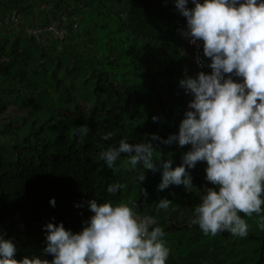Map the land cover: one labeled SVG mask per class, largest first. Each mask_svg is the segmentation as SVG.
I'll return each mask as SVG.
<instances>
[{"label": "trees", "instance_id": "1", "mask_svg": "<svg viewBox=\"0 0 264 264\" xmlns=\"http://www.w3.org/2000/svg\"><path fill=\"white\" fill-rule=\"evenodd\" d=\"M53 2H34L47 6L49 14L35 25L64 15L69 23L64 41L42 38L35 43L24 34L33 25L19 22L0 31V231L16 245L15 258L51 261L52 256L42 255L45 225L63 223L79 233L93 215L87 207L92 199L124 202L140 216L153 217L163 230L166 225L175 229L180 219L195 220L196 206L213 187L205 179L204 162L188 170L192 189L173 185L160 191L161 171L120 165V158L109 168L99 158L121 139L129 143L133 131L156 115L171 124V134L178 132L187 111L178 96L185 94L179 82L199 70L181 39L185 18L174 0ZM26 7L11 12L19 14ZM167 89L174 91L171 104ZM85 125L89 131L81 136L78 129ZM108 132L113 135L105 141L102 136ZM189 150V145L174 142L156 161L170 159L175 168ZM143 173L146 179L140 184ZM117 183L125 187L108 193L107 187ZM162 198L172 201L169 208L157 207ZM262 217H246L247 224L256 225ZM191 229L201 230L198 224ZM208 256L212 254L205 250H189L184 264H199Z\"/></svg>", "mask_w": 264, "mask_h": 264}, {"label": "clouds", "instance_id": "2", "mask_svg": "<svg viewBox=\"0 0 264 264\" xmlns=\"http://www.w3.org/2000/svg\"><path fill=\"white\" fill-rule=\"evenodd\" d=\"M174 3L186 20L181 35L197 48L196 64L204 67L199 56L202 47L203 56L211 61V73L199 71L179 82L192 99L176 134L167 139L151 135L135 144L121 139L117 147L109 146L99 158L112 168L121 153H126L132 168L141 165L145 171H161L160 191L173 185L192 189L188 170L204 162L205 179L213 187L207 188L196 206L193 223L205 235L228 231L245 237L248 224L240 214L251 218L260 215L264 206V0ZM189 3L193 7L189 8ZM152 119L155 122L157 117ZM88 131L86 125L78 129L81 136ZM112 135L108 132L102 139L110 140ZM152 141L165 146L178 142L181 147L189 145L190 150L182 164L173 168L170 159L154 160L162 153ZM144 173L138 177L140 184L146 179ZM124 187L110 184L107 192L115 195ZM141 194L146 197V190L141 188ZM49 203L55 206L54 199ZM171 204L162 198L157 207L167 209ZM87 207L93 215L79 233L66 230L63 223L45 225L42 255L52 256L51 261L40 256L16 259V245L0 231V264H166L170 250L165 246L163 229L152 227L153 217H141L124 202L97 203L92 199ZM259 227L264 229V217Z\"/></svg>", "mask_w": 264, "mask_h": 264}, {"label": "rangeland", "instance_id": "3", "mask_svg": "<svg viewBox=\"0 0 264 264\" xmlns=\"http://www.w3.org/2000/svg\"><path fill=\"white\" fill-rule=\"evenodd\" d=\"M38 0H0V15H8L11 11L19 10L20 7H26L22 10V13L27 16L31 15L32 8L35 6L34 2ZM48 2L51 0H47ZM54 2H60L64 0H53ZM53 2V3H54ZM30 3V4H29ZM70 8H68L69 11ZM5 14V15H4ZM21 24V23H20ZM13 25H0V31L4 29H11ZM174 91L167 89V104L172 103V96ZM178 93V92H177ZM182 104L187 109L188 103L191 101V96H186L183 93H178ZM163 98V96H162ZM171 106V105H170ZM157 117V120L146 124L143 127H137L131 135L130 144L140 143L148 140L151 135H157L161 139H167L171 135V124L167 123L162 117ZM154 147L161 153L165 152L169 146H165L159 143V141H152ZM128 155L124 153L120 159V165H128ZM158 154L154 156V160H157ZM136 167H142L137 165ZM261 214H264L262 209ZM246 223L247 218L244 217ZM176 228L171 225L164 227V241L165 246L170 250L166 264H184L185 257L189 250H205L212 256L203 258L199 264H264V233L263 229L259 227L261 218L257 220L256 225L252 222L248 225V234L245 237L234 236L228 231H224V235L217 234L216 236L205 235L201 230L191 229L197 227V224L193 223V220L186 218L185 221L179 220ZM186 225L187 228H181ZM263 233V234H262Z\"/></svg>", "mask_w": 264, "mask_h": 264}, {"label": "built area", "instance_id": "4", "mask_svg": "<svg viewBox=\"0 0 264 264\" xmlns=\"http://www.w3.org/2000/svg\"><path fill=\"white\" fill-rule=\"evenodd\" d=\"M68 25H69V23L67 21V18L64 15H62V16L58 17L55 21L49 22L48 24L33 25L31 27H27L24 30V34L27 38L31 39L35 43H38L42 38L53 39L57 42H61V41H64L66 36H67ZM71 27L73 30L75 29L76 23L74 21L71 23ZM184 30H186V20H184L180 26L181 39L191 49L192 62L194 64L195 68L199 71L202 69H205V67H203L201 69L196 64L195 58L197 55V48L195 45H191L189 43V40L181 35V32ZM201 51H202V47L199 49V56H200V59L202 60ZM141 217H143V216H141ZM152 227H156V225L154 224Z\"/></svg>", "mask_w": 264, "mask_h": 264}, {"label": "crops", "instance_id": "5", "mask_svg": "<svg viewBox=\"0 0 264 264\" xmlns=\"http://www.w3.org/2000/svg\"><path fill=\"white\" fill-rule=\"evenodd\" d=\"M32 9L33 10L31 12L30 16H27L25 14H16L14 12H11L5 16L0 15V20L7 18L6 19V23H7L6 25H11V24H14V22H19V23H21V25L28 26V25L37 24L38 22L41 21L42 17H44V16L48 17V15H49L47 12L48 7L44 6L43 4L38 5V6L35 5ZM41 10H44V11H42V14H41Z\"/></svg>", "mask_w": 264, "mask_h": 264}, {"label": "water", "instance_id": "6", "mask_svg": "<svg viewBox=\"0 0 264 264\" xmlns=\"http://www.w3.org/2000/svg\"><path fill=\"white\" fill-rule=\"evenodd\" d=\"M201 57H202L205 69L208 71H211V69L208 67V65L210 64L211 61L208 58L203 56V51H201Z\"/></svg>", "mask_w": 264, "mask_h": 264}]
</instances>
